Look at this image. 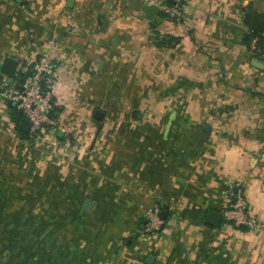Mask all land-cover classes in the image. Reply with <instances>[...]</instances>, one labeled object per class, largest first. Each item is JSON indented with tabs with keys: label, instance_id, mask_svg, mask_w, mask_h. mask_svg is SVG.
<instances>
[{
	"label": "crops",
	"instance_id": "crops-1",
	"mask_svg": "<svg viewBox=\"0 0 264 264\" xmlns=\"http://www.w3.org/2000/svg\"><path fill=\"white\" fill-rule=\"evenodd\" d=\"M146 5L0 0V264H264V56L243 41L264 0ZM44 52L58 110L33 140L6 93ZM237 192L259 230L226 218Z\"/></svg>",
	"mask_w": 264,
	"mask_h": 264
},
{
	"label": "built area",
	"instance_id": "built-area-1",
	"mask_svg": "<svg viewBox=\"0 0 264 264\" xmlns=\"http://www.w3.org/2000/svg\"><path fill=\"white\" fill-rule=\"evenodd\" d=\"M181 1L174 0L173 5L166 3L165 0H147V3L156 5L161 12L170 17H181L185 8V4H181ZM252 48L256 49L252 50L255 55L264 56V52L257 50L255 40ZM55 69L56 66L50 53L44 52L39 56L33 71L26 76L23 84L11 87L6 93L7 98L13 101L24 116L32 122L31 139L33 140L41 139L44 134L55 129L56 120L49 114L55 105L52 88ZM247 206V201L242 193L237 192L226 208L225 216L237 225H245L251 229L259 230L260 225L250 216ZM147 219L150 228L158 227L160 217L157 210L151 211Z\"/></svg>",
	"mask_w": 264,
	"mask_h": 264
},
{
	"label": "trees",
	"instance_id": "trees-1",
	"mask_svg": "<svg viewBox=\"0 0 264 264\" xmlns=\"http://www.w3.org/2000/svg\"><path fill=\"white\" fill-rule=\"evenodd\" d=\"M165 1L170 5H173L175 3L174 0H165ZM185 3L186 0L181 1V4H185ZM161 14L162 16L170 17L166 13L161 12ZM170 18H177V17H170ZM244 23L249 28V33L245 34L243 38L244 43L252 50H256L252 48L253 41L255 40V45L257 50L263 52L264 51V13L257 12L251 9V7H248L245 10ZM164 40H162L159 43H163ZM57 110H58L57 107H55L54 105L53 109L49 112L52 118L56 116ZM13 111H14V120L18 125L20 120L23 118L24 114L21 113L20 109L15 104L13 106Z\"/></svg>",
	"mask_w": 264,
	"mask_h": 264
},
{
	"label": "water",
	"instance_id": "water-1",
	"mask_svg": "<svg viewBox=\"0 0 264 264\" xmlns=\"http://www.w3.org/2000/svg\"><path fill=\"white\" fill-rule=\"evenodd\" d=\"M145 9L149 13H153V12L158 10V8L154 5H146ZM17 66H18V61L16 59L11 58V57H7L5 59L4 65H3V72H5L6 74H8L10 76H13L17 71ZM21 113H23V112L21 111ZM92 203L93 202L88 201L87 207H90L92 205ZM222 217H223V213L221 211L209 210L207 213L206 222L209 224H212L214 226H219L221 223Z\"/></svg>",
	"mask_w": 264,
	"mask_h": 264
},
{
	"label": "rangeland",
	"instance_id": "rangeland-1",
	"mask_svg": "<svg viewBox=\"0 0 264 264\" xmlns=\"http://www.w3.org/2000/svg\"><path fill=\"white\" fill-rule=\"evenodd\" d=\"M137 91V90H136ZM138 92V91H137Z\"/></svg>",
	"mask_w": 264,
	"mask_h": 264
}]
</instances>
